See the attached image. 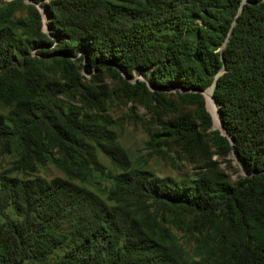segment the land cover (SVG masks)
I'll list each match as a JSON object with an SVG mask.
<instances>
[{
    "label": "trees",
    "instance_id": "obj_1",
    "mask_svg": "<svg viewBox=\"0 0 264 264\" xmlns=\"http://www.w3.org/2000/svg\"><path fill=\"white\" fill-rule=\"evenodd\" d=\"M82 56L129 76L154 67V86L191 89L184 97L204 123L203 91L216 79L218 141L245 174L215 184L133 168L106 117L88 119L60 101L96 98L76 67ZM46 62L64 76L42 73ZM141 85L135 91L157 99ZM0 100L12 106L0 114V152L17 151L0 170V264H264V0L7 1ZM195 132L194 120L176 125V135ZM99 150L121 169L106 199L83 184L105 174ZM50 162L66 176L39 175ZM168 213L195 214L200 259L187 255Z\"/></svg>",
    "mask_w": 264,
    "mask_h": 264
},
{
    "label": "rangeland",
    "instance_id": "obj_2",
    "mask_svg": "<svg viewBox=\"0 0 264 264\" xmlns=\"http://www.w3.org/2000/svg\"><path fill=\"white\" fill-rule=\"evenodd\" d=\"M7 1L10 0H0V6ZM39 8L43 14V31L54 38L49 18L43 7ZM23 14L24 11L20 10L17 16ZM31 50L32 53L36 52L35 48ZM76 67L83 75L82 82L93 90L96 98L61 95V103L66 110L82 112L88 119L93 117L99 120L102 116L106 117L133 168L149 170L156 176H170L177 180L204 177L215 184H234L245 174L235 152L227 150L218 141L217 131L223 130L220 115L214 99L211 101L207 94H204L205 105L211 121L204 123L198 116V104L189 102L184 97L191 89L184 90L179 85L172 88L154 86L150 81L154 67L136 69L129 76L119 69L118 74L115 67L108 68L97 62L87 66L83 56L76 61ZM41 71L50 77L54 74L64 76L50 62L42 65ZM144 82L158 94L157 99L135 91L140 90ZM208 90L212 95V88L209 87ZM11 108L6 100H0V114L9 116ZM184 120H194L197 123L195 134H175L176 125ZM16 158V150L12 153L0 152V170L10 168ZM98 158L104 165L105 174L94 172L83 184L106 199L108 190L113 185V177L121 169L101 150L98 151ZM38 174L48 179L66 176L51 162L40 166ZM165 222L174 231L187 255L191 259H200L201 255L195 244L194 230L199 224L195 214L168 213Z\"/></svg>",
    "mask_w": 264,
    "mask_h": 264
},
{
    "label": "water",
    "instance_id": "obj_3",
    "mask_svg": "<svg viewBox=\"0 0 264 264\" xmlns=\"http://www.w3.org/2000/svg\"><path fill=\"white\" fill-rule=\"evenodd\" d=\"M226 43V42H225ZM223 71H225V67L222 69V71H220L219 72V74L218 75H220ZM216 84H217V80L215 79L214 80V82H213V84L211 85L212 86V97L214 98V96H213V91H214V88H215V86H216ZM208 90V88L207 89H205L203 92H204V94L206 95V91ZM215 100V99H214ZM223 128V127H222ZM231 142H233V140L231 139ZM235 156L237 157V155L235 154ZM237 159H238V157H237ZM239 160V159H238Z\"/></svg>",
    "mask_w": 264,
    "mask_h": 264
},
{
    "label": "bare ground",
    "instance_id": "obj_4",
    "mask_svg": "<svg viewBox=\"0 0 264 264\" xmlns=\"http://www.w3.org/2000/svg\"><path fill=\"white\" fill-rule=\"evenodd\" d=\"M207 95H208V97H209V99L212 101V95H211V91H209V90H207L206 92H205ZM214 99V98H213Z\"/></svg>",
    "mask_w": 264,
    "mask_h": 264
}]
</instances>
